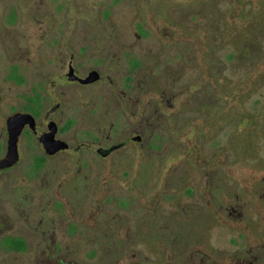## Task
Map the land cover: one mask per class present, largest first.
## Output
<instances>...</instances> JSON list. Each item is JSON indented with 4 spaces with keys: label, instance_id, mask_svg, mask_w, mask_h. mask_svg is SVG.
Returning a JSON list of instances; mask_svg holds the SVG:
<instances>
[{
    "label": "flooded vegetation",
    "instance_id": "flooded-vegetation-1",
    "mask_svg": "<svg viewBox=\"0 0 264 264\" xmlns=\"http://www.w3.org/2000/svg\"><path fill=\"white\" fill-rule=\"evenodd\" d=\"M33 1L36 0H5V6L0 2V264H114L129 257L133 258L132 264H264V243L248 246L245 242L240 244L243 249L235 253H222L215 239L208 237L207 230L212 227L210 221H204L205 214L220 213L246 221L250 211L248 202L242 199L222 203V175L216 169L207 176L210 207L204 206L195 222L189 221L191 213L180 224L174 223L169 214L163 217L166 206L162 200L174 193H186L188 197L194 194L200 202L201 184L199 193H195L197 179L194 183L186 180L181 190L172 185L174 189L167 190L150 207L141 206L137 202L139 195L132 194L131 189L124 196V187L113 192L110 185L109 192L100 197L101 185L96 183L92 195L82 194V186L89 181L103 182L107 158L112 159V166L120 160H127L131 166L134 160L126 150L146 146L157 150V142L168 133L182 140L189 121L178 126L176 118L189 112V98L179 101L186 93L176 91L177 80L169 84L165 93L158 92L157 85L154 89L153 76L158 74L151 70L148 73L145 56L125 64L124 57L120 58L124 47L110 51L105 45L108 35L103 36L108 31L98 37L94 30L97 25L89 21L112 18L117 4L149 0H97V17L94 11L89 13L87 5L91 0H53L56 13L45 14L43 10L42 16L31 10L25 13L28 7L33 9ZM79 5L87 7L82 19L84 27L77 16ZM71 11L76 16L72 17ZM30 16L48 22L34 50L23 33ZM142 34L135 33L139 38ZM183 76L184 71L182 79ZM163 107L174 111L170 119ZM17 114L30 116L32 122L21 130L16 143L17 159L12 162L15 151L9 123ZM43 138L60 148L49 153ZM217 158L215 155L213 160ZM155 160L152 157L141 165L132 180L133 188L140 189L148 181L149 177L142 175V166H153ZM58 162L65 166L64 172L79 168L80 174L65 184L59 182V175L48 179L46 170ZM198 177L199 185L204 179ZM56 183L63 198L53 195L50 201L46 198L53 196L45 193H53L51 187ZM111 192L117 195L111 196ZM113 197L121 207L111 206ZM33 204L37 205V219H33ZM113 209L128 210V215L112 224L109 221ZM94 215V225L80 221ZM121 232L126 235L120 237ZM78 248H88V261L77 259Z\"/></svg>",
    "mask_w": 264,
    "mask_h": 264
},
{
    "label": "rangeland",
    "instance_id": "rangeland-1",
    "mask_svg": "<svg viewBox=\"0 0 264 264\" xmlns=\"http://www.w3.org/2000/svg\"><path fill=\"white\" fill-rule=\"evenodd\" d=\"M4 1L5 0H2L0 2L6 4ZM96 1L97 0H91L87 7L89 13L94 11L93 14L97 17L100 6L96 4ZM237 1L247 4L248 0H149L146 3L143 1L139 4H135L133 1L131 3L117 4L115 6L114 15L110 19H103V21L97 22L98 20L95 18L94 20L89 21H91L90 23L97 25L94 26V30L96 31L98 37L102 32L108 31V33L103 34V36L108 35V40L106 41L107 44L105 45L110 48V51L116 50L121 46L124 47L122 49L124 53H120V58L124 57L125 64L128 65L129 61L135 59L137 56H145L144 62L147 64L145 67L149 69L148 73L151 74V71H155V74H158V77L156 78L153 76L156 80L155 83H153V86L157 85V87L154 86V89L156 87L158 92L165 93L172 81H178L176 85L177 88H175L176 91H183L186 93L179 101L182 102L183 99L189 98V105L187 106V108L189 107V112L185 117L182 116L176 118L177 125L182 126L183 124L185 125L186 121H191L193 123V120H197V116L195 114L191 116L190 112V107L192 109L195 102L192 95L196 94L200 97L201 95L198 94L200 88L207 82L212 83V80L210 78L207 79L204 74L206 66H204L203 56L200 53V51H202L201 44L198 40H193L196 38L190 39L189 36L185 34V30L187 34L190 31H193L199 40H203L204 38L212 39V45L215 49H217V47H220L223 42L213 34L209 37V34L206 30H204V28L213 26V23L209 22L207 18L206 21L205 19L203 20L205 17L202 16L205 14V9L209 7V3L213 4L217 10L222 11L223 7L225 8L226 2H231L230 5L233 7V14L231 16L235 19L234 23L237 24V26H242L243 22L238 21L236 18L237 14L241 10V5H238ZM3 3L2 5L5 6ZM32 6L33 9L28 7L29 11L26 9L25 13H29L30 10L32 14L39 16H42L43 10V13L45 14H50L51 12L56 13V5L53 0H36L32 2ZM87 7L84 5H79L78 7L77 16L80 15L79 21H81L80 24L82 27H84L82 19L85 17L84 14L87 13ZM106 7L107 6L103 8ZM245 7L247 11L248 5H245ZM70 13L72 17L76 16L74 11H71ZM192 14H198V19L193 21ZM33 18L40 19L36 16H30L24 24L23 33H25L29 44L34 50L44 35L48 22H44L43 20L39 22V20H35ZM166 18L171 19V22ZM89 19H91V17H89ZM72 20L73 22H71V25H73L75 19ZM178 24H182L184 26L185 29L182 30L183 33L179 31V27H177ZM141 27H143L145 31L142 32L143 34L141 38H139L135 35V33L140 31ZM18 30L21 31V26ZM218 30H220V23H218ZM215 32L219 34L218 31L215 30L214 33ZM85 34L86 33H83L82 35ZM252 42L253 40L251 39L250 41H246L244 43L245 45L251 46L255 50L260 49L257 44ZM181 47L184 52H188L184 64L183 61H181V58L176 57L177 51ZM232 48H234V46ZM236 50L238 51V49ZM224 51V48L219 49L216 51L217 53H215V56L219 57V59L222 57L223 59ZM246 52L247 46L246 49L238 51V58L236 59L238 60L237 67H234V73L232 72L230 75L228 70L224 73L225 75H230V77H228L231 81L229 88L235 89L233 93L236 91L238 92L240 84L244 83L248 86V83H251L254 74L263 69L264 62L258 66L256 64L253 69V64L250 62L248 63L247 60L244 59ZM32 53H34V51H32ZM261 57L264 59V52L260 55V58ZM259 61L262 62L261 60H258L257 63H259ZM238 62H241L239 66ZM219 68L221 67L219 66ZM7 71L8 70H5L4 74ZM183 71L184 78L182 79ZM29 74H31V70L29 71ZM139 74L140 73H138L137 76ZM136 79L137 77H135V80ZM57 81L58 80H56V82ZM222 83H224L222 78L215 81V85L218 88H220ZM261 92L264 94V89L261 90ZM166 98H168L167 95ZM258 98V96H254L253 101H256ZM164 110L165 113L168 114V117L174 112L173 110L170 111V109L166 107L162 108V111ZM208 113L209 111L204 112L205 115ZM218 113L219 110L217 115ZM159 116L160 114H158L159 120H162ZM169 119H167V123ZM252 119L253 117H245L240 129L249 127ZM191 122H189L187 132L184 133L182 140L180 137V141L175 140V133H168L165 134L164 140L157 142L159 147L157 150H151L148 146L145 148L139 147L126 150V153L134 160V164L131 166L128 165L127 160H120L117 163H112V166L110 165L112 159L107 158L105 160L106 171L104 176H102L103 182H94V180L89 181L88 184L86 183L87 185L82 186V189L85 192L82 194L92 195L94 193L93 185H96V183L101 185L100 197L109 192V189L111 188L110 185L113 186V192H116L114 190H118L120 187H124L126 190L125 193H122L124 196H128L129 194L127 190L131 189L132 194L139 195L137 202H139L141 206L150 207L153 206L155 200L159 199L162 194L164 195L167 190L170 191L174 189L173 186L175 189L181 190L183 185L186 183V180H189L190 183H194L196 179L197 182L200 179L198 176H202L204 181L202 183L199 181V185L196 182L195 186V193H199L198 187L201 184L200 191H202L200 192V202L197 201L194 194V196L190 194V197H188L186 193H174L168 200L164 198L162 200L163 205L166 206L162 212L163 217H166L167 214H169L173 217L172 221L174 223L180 224L185 221L191 213L189 221L195 222L197 221V214L202 211V208L204 206L210 207L209 200L211 198V194L207 186V176L208 174L211 176V174L213 172L215 173L217 170V172L222 175V185L220 188V190L224 191L220 197L222 203L230 204L233 201L238 203L239 199H242L243 203L248 202L250 211L248 214L249 218H247L246 221L237 220L234 217H224L220 215V213L215 216L212 214H205L204 221H210L211 224L209 227H212V229L207 230L208 237L211 236L215 239V242L219 244V248L223 251L222 253H235V250L243 249L240 244L245 242L248 246L263 244L264 141L261 142V146H263V148L258 155L255 156V160L252 159L253 157L240 160L230 149V151L223 150V152H221L220 146L217 149L208 145L202 148V143L200 139H198V125L200 123L197 121L195 125L193 124L191 126ZM173 124H175V122ZM220 143H225L222 140V137L220 138ZM217 150H219V154L217 153ZM215 155L219 158L213 160ZM152 157L156 159L153 166H142V175H147V177H149L148 181L144 183L143 187L139 186L140 189L137 187L133 188L134 185L132 180H134L135 175L137 177L141 165L143 163H148ZM64 168L65 166L63 163L58 162L56 166H50V168L46 170V177L52 180L54 179V175H59V182L65 184L67 180H70L80 174L79 168H75L73 171L69 172H64ZM196 171H201L204 175H198ZM186 175L187 177L185 178ZM47 184L50 188L48 182H46V185ZM55 185V187H51V189H53V193H45V195H54L56 198L58 197L62 199L63 197L59 192L60 187H58L57 183ZM113 192H111V196L114 195L115 197L117 193ZM168 195L170 194L168 193ZM54 196L46 199H49L50 201L54 200ZM114 197L112 198V201H110L111 206L113 208L121 207L116 202V198ZM79 203L82 202L79 201ZM33 207H35L33 212L35 215L33 219H37V205L33 204ZM79 210L83 211L84 209L82 210V208L79 207ZM112 211L113 213H110L111 218L109 221L112 224L113 222L114 224H117L118 222L123 221V217L128 215V210L113 209ZM149 216L150 214L145 215L147 218ZM33 219L31 218V220ZM80 221L84 224L94 225L95 215L92 219L91 217L90 219L87 217L84 220L80 219ZM148 221H150V219L146 220V222ZM249 222L252 223L254 227ZM240 234H242V239L239 238ZM125 235L126 232H121L120 237H124ZM231 238H236L237 241L234 243L230 240ZM100 248L101 247H99V252L103 254V251L101 250L102 248ZM86 250H88V248H78L77 259L88 261L90 257L85 255ZM132 260L133 258L129 257L127 259H120L119 262L115 261L114 264H132Z\"/></svg>",
    "mask_w": 264,
    "mask_h": 264
},
{
    "label": "trees",
    "instance_id": "trees-1",
    "mask_svg": "<svg viewBox=\"0 0 264 264\" xmlns=\"http://www.w3.org/2000/svg\"><path fill=\"white\" fill-rule=\"evenodd\" d=\"M230 4L231 2H226L225 8L223 7L222 11H219L213 4L209 3V7L205 9V14L202 16L205 17L203 20L205 19L206 21L207 18L209 22L213 23V26L204 28L209 37L213 34L223 42L220 46L225 49L223 59L215 56L216 51L221 48L217 47L215 49L212 45V39L204 38L199 40L193 31L187 34L185 30V34L190 39L196 38L193 40H198L201 44L202 51L200 53L203 56L204 66H206L204 74L207 79L210 78L212 80V83L207 82L200 88L198 92L201 95L200 97L196 94L192 95L195 102L192 106L193 108L191 109L190 107V112L191 116L194 114L197 116V120H193V123L189 122H191V126L195 125L197 121L200 123L198 125V139L202 143V148L208 145L217 149L220 146L221 152L230 149L240 160L251 157L255 160V156L263 148L261 142L264 141V94L261 92L264 89V65L261 71L254 74L248 86L244 83L240 84L238 92L236 91L237 93H233L235 89L229 88L231 81L228 77L234 71V67H237L238 51L246 49V46L247 52L244 55V59L248 63L253 64V69L256 64L258 66L264 62L263 57L260 58V55L264 52V0H248L247 4L237 1V4L241 5V10L236 18L238 21L243 22L242 26H237L234 23L235 19L231 16L233 7ZM245 5H248L247 11ZM166 19L171 22V19ZM197 19L198 14H192V20L195 21ZM218 23H220V30H218ZM177 27L183 33L184 26L178 24ZM215 30L219 34L214 33ZM140 31L144 32L145 30L141 27ZM251 39L253 40L252 43L257 44L260 49L255 50L251 46L245 45L244 42H248ZM233 46L234 48H232ZM187 54L188 52H184L181 47L177 51L176 57L181 58L184 64ZM133 60L136 61V59ZM258 60L262 62L259 61L257 63ZM240 64L241 62H238V66ZM226 70H228L230 75L224 74ZM219 78L224 80L220 88L215 85V81H218ZM254 96L259 98L253 101ZM218 110L219 113L217 115ZM205 111H209V113L205 115ZM245 117H253L251 125L240 129ZM221 137L225 143H220ZM217 153L219 154V150H217Z\"/></svg>",
    "mask_w": 264,
    "mask_h": 264
},
{
    "label": "water",
    "instance_id": "water-1",
    "mask_svg": "<svg viewBox=\"0 0 264 264\" xmlns=\"http://www.w3.org/2000/svg\"><path fill=\"white\" fill-rule=\"evenodd\" d=\"M28 122H32V118L30 116L25 115V114H17L14 116L13 120L9 123V128L11 131L12 135V148L14 149L15 152L12 154V162H15L17 159V154H16V143H17V138L23 129L24 125ZM45 142V146L48 150L49 153L53 154L58 150L60 147L56 146L54 143H52L50 140L48 142L47 138H43ZM12 164V163H10Z\"/></svg>",
    "mask_w": 264,
    "mask_h": 264
}]
</instances>
